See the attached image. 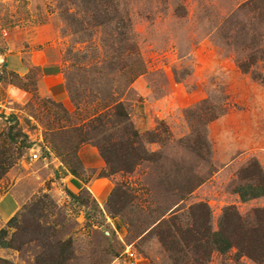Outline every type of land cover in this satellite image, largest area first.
Listing matches in <instances>:
<instances>
[{
	"label": "rangeland",
	"instance_id": "obj_1",
	"mask_svg": "<svg viewBox=\"0 0 264 264\" xmlns=\"http://www.w3.org/2000/svg\"><path fill=\"white\" fill-rule=\"evenodd\" d=\"M8 194L0 264H264V0H0Z\"/></svg>",
	"mask_w": 264,
	"mask_h": 264
},
{
	"label": "crops",
	"instance_id": "obj_2",
	"mask_svg": "<svg viewBox=\"0 0 264 264\" xmlns=\"http://www.w3.org/2000/svg\"><path fill=\"white\" fill-rule=\"evenodd\" d=\"M21 58L22 56L20 58L16 56L12 57L10 59V62L7 59L6 66H9L8 67L9 70H11V72H13L14 74H17L18 76H25V74H27L29 71V67H28V64H25L26 62L23 63L21 61ZM10 63H11V66H10ZM45 65H46V62L44 63L42 62L38 64L40 68H43ZM57 79L58 77H55V75L45 77V79L42 80L44 90L52 94V92L54 91H53V88H51L50 83L56 82V84H60ZM79 189H81V186L76 187V190H79ZM262 195L263 194H262V190L260 187L248 184V185L237 187L234 198H237L239 201L245 202L247 200L260 199L262 198ZM19 208H20V203L17 202L12 195L8 194V196L3 197L0 200V225L9 222L17 214V211Z\"/></svg>",
	"mask_w": 264,
	"mask_h": 264
},
{
	"label": "trees",
	"instance_id": "obj_3",
	"mask_svg": "<svg viewBox=\"0 0 264 264\" xmlns=\"http://www.w3.org/2000/svg\"><path fill=\"white\" fill-rule=\"evenodd\" d=\"M12 220V219H11ZM259 241L250 237L241 239L236 231L230 234V240L225 242L226 247H235L240 255H244L257 263H264V246L258 244ZM6 247L4 243L0 244V248Z\"/></svg>",
	"mask_w": 264,
	"mask_h": 264
},
{
	"label": "built area",
	"instance_id": "obj_4",
	"mask_svg": "<svg viewBox=\"0 0 264 264\" xmlns=\"http://www.w3.org/2000/svg\"><path fill=\"white\" fill-rule=\"evenodd\" d=\"M32 160H39V153L38 151L32 154ZM125 254L128 255L129 258H133V256L130 254V251L127 249L125 251Z\"/></svg>",
	"mask_w": 264,
	"mask_h": 264
}]
</instances>
